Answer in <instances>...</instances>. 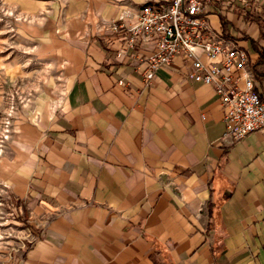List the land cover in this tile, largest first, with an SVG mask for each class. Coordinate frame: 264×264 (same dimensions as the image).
Wrapping results in <instances>:
<instances>
[{"label":"clouds","instance_id":"clouds-1","mask_svg":"<svg viewBox=\"0 0 264 264\" xmlns=\"http://www.w3.org/2000/svg\"><path fill=\"white\" fill-rule=\"evenodd\" d=\"M0 264H264V0H0Z\"/></svg>","mask_w":264,"mask_h":264}]
</instances>
